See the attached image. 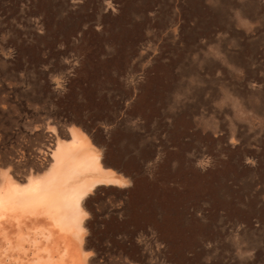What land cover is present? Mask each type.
Here are the masks:
<instances>
[{"label": "rangeland", "instance_id": "rangeland-1", "mask_svg": "<svg viewBox=\"0 0 264 264\" xmlns=\"http://www.w3.org/2000/svg\"><path fill=\"white\" fill-rule=\"evenodd\" d=\"M75 131L82 264H264V0H0V184Z\"/></svg>", "mask_w": 264, "mask_h": 264}, {"label": "bare ground", "instance_id": "bare-ground-1", "mask_svg": "<svg viewBox=\"0 0 264 264\" xmlns=\"http://www.w3.org/2000/svg\"><path fill=\"white\" fill-rule=\"evenodd\" d=\"M85 148L75 135L70 144L59 145L47 174L33 175L25 183L14 180L11 173L4 176L0 184V264H56L57 256L59 264H82L74 240V236L83 238L82 201L103 175L99 155ZM38 235L47 243L40 248L43 255L32 257L29 251Z\"/></svg>", "mask_w": 264, "mask_h": 264}, {"label": "crops", "instance_id": "crops-1", "mask_svg": "<svg viewBox=\"0 0 264 264\" xmlns=\"http://www.w3.org/2000/svg\"><path fill=\"white\" fill-rule=\"evenodd\" d=\"M75 135H78V134L76 133V131L73 132V136H75ZM73 139H74V137H73ZM84 144H85V143H84ZM85 147H86L85 149H86L87 151L90 152L89 147H88L86 144H85ZM100 163H101V162H100ZM101 165H102V164H101ZM102 167H103V166H102ZM104 171H106V168L103 167V172H104ZM103 172H102V173H103ZM102 176H103V175H101V178H102ZM95 185H96V184H95ZM95 185H94V187H95ZM94 187H92L91 189H93ZM91 189H89V190L87 191V193H88ZM87 193H86V194H87ZM86 194H85V195H86ZM84 197H85V196H84ZM82 202H83V201H82Z\"/></svg>", "mask_w": 264, "mask_h": 264}]
</instances>
